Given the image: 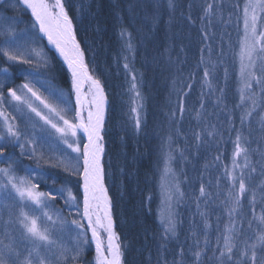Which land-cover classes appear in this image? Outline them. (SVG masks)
<instances>
[{"label":"trees","instance_id":"obj_1","mask_svg":"<svg viewBox=\"0 0 264 264\" xmlns=\"http://www.w3.org/2000/svg\"><path fill=\"white\" fill-rule=\"evenodd\" d=\"M242 1L171 0L174 6L170 7V0H64L73 20L76 39L84 50L85 63L94 78L101 81L109 102L104 127V177L112 203L115 230L124 252L123 264H193L192 253L197 250V241L199 248H206L204 264H216L214 259L209 258L217 246V237L229 223L227 208L230 205L225 201L230 182L225 166L229 168L232 164L234 141L240 126L246 140L250 141L244 146L250 150L253 166L257 170L250 181L246 180L249 189L256 188L260 173L264 172V93L261 87L254 85L252 96L261 106L243 125L240 117L244 107H236L240 101L237 103L234 51L241 35L237 15ZM209 3L214 8L205 16L204 9ZM6 16L20 20L21 26L18 27L33 23L28 10L18 0H0V22ZM122 30L131 33L136 43L139 72L141 68L147 108L146 122L140 134L134 132L124 116L128 107H125L126 97L121 95L127 90L128 76L121 58H118ZM2 31L6 30L0 23V46L5 38ZM41 41L47 50L46 68L40 66L42 61L37 59H33L32 65H23L0 55V70L7 68L9 72L8 76L0 72V85H3L0 91L5 95L8 87L31 81L47 96L45 88L29 75L34 71L40 72V80H44L47 74L49 83L72 93L70 74L54 51ZM42 43L39 42V45ZM206 68L210 73V87L205 83ZM179 91L177 96H173ZM171 95L182 97L184 108L181 113L178 105L173 120L166 105ZM50 101L65 106L54 97ZM71 105L74 113V103L71 102ZM250 107L251 104L247 106L248 109ZM27 132L32 136L34 134L33 131ZM209 132L212 135H208ZM197 133L201 136L199 141L195 139ZM168 141L173 145L174 165L185 191L178 205L174 237L165 236V227L158 215L160 168L157 163L161 162L165 151L169 152L166 147ZM17 150L20 151L17 146L9 147L5 152L21 162L15 165V169L28 176L25 170L28 155L21 156ZM43 151L46 157L61 158L58 150L49 152L48 147L43 145ZM1 161L0 165L10 162L6 157ZM55 162V159L52 160V163ZM32 165L37 168L35 162ZM38 171L44 179L37 178L33 182L39 185L41 191L49 192L52 188L70 185L76 189L80 203L81 176L63 173L62 167L53 168L43 163ZM201 184L208 195H200ZM232 191L234 193L235 190ZM250 199L249 192L242 198V211L236 217L238 229L241 227L240 218L243 219V236L237 241L238 245L245 237L254 238L255 231L261 227L255 217L264 213V199L259 193L255 205L249 203ZM54 202L57 207L66 206L59 196ZM201 213H206L210 224L207 246L204 244L205 218ZM94 255L91 246V250H86L77 264H92ZM68 264L73 262L69 260Z\"/></svg>","mask_w":264,"mask_h":264},{"label":"snow or ice","instance_id":"obj_2","mask_svg":"<svg viewBox=\"0 0 264 264\" xmlns=\"http://www.w3.org/2000/svg\"><path fill=\"white\" fill-rule=\"evenodd\" d=\"M18 2L30 9L31 16L34 18L31 28L37 29L39 34H43L48 43L55 47L67 63V68L71 72V87L75 93V109L74 116L71 119L66 118L67 112L72 110L67 107L70 101L62 90L48 81L40 80L39 71L31 72L29 75L45 88L48 92L47 96L35 88L31 81L20 86V94L16 88H8L7 92L10 97L8 101L5 99L4 92L0 91V118L3 121V129L0 130V157H6L10 161L7 167L0 168V177H2L0 179V197L13 201L14 205H21V211L15 221L10 216L9 220L4 222L5 231L0 236V264H68L69 260L73 264H77L83 259L85 251L91 250L93 245L95 255L92 264H123L124 252L120 236L115 231L112 203L104 185V168L101 163L104 153L102 133L104 132L106 103L104 86L99 79L89 73L85 63L84 50L76 39L73 20L68 14L64 0H51V2L50 0H18ZM169 6H174L171 0ZM213 8V4H207L204 9L205 16H208ZM261 19H264V0H246L243 7L244 35L240 41L238 52L239 77L243 86L239 90L240 103L236 107H242L246 100H251V107L241 114L242 125L252 116L258 106L253 97L245 95V91H250L255 84L260 86L261 92L264 93V67H261L260 74H257V62L264 64V31L258 32V23ZM25 35V32L6 30L3 46H0V55L8 61L23 65H32V58L35 57L38 61H42L40 66L46 68L48 60L43 50L25 48L21 43ZM128 47L131 48V45L129 44ZM201 62H203V58ZM127 67L126 64L125 68ZM0 71L4 76L9 74L7 68ZM22 71L25 70L22 69ZM209 74V70L206 68L204 70L205 78ZM227 78L228 73L225 69V80ZM132 80L131 90L135 92L134 75ZM205 83H209L207 79H205ZM86 84L88 88L85 91ZM209 86H211L210 83ZM2 87L3 85H0V88ZM188 87L191 88V85ZM220 91L223 93L224 90ZM136 96L139 98L138 92H136ZM51 97L56 98L65 107L50 102ZM6 102H15L13 107L22 114H25L24 109L26 108L33 132L36 124L42 121L40 127L46 134L42 135L38 141L32 137L31 133L27 132V129L21 130L19 125L13 122L16 117H10V114L4 109L3 106ZM179 110L181 113L184 111L182 102ZM132 111L136 113L135 127L139 130L141 125L139 113L137 108H133ZM32 114L38 120L34 119ZM197 115L199 116V113ZM78 132H82L87 137V143L83 144V148L80 147L79 140L75 139ZM54 135L58 142L62 141L68 149L77 154L74 163L67 157L57 159L54 156H45L44 144L48 145L49 152L56 151L51 143ZM208 135H212V133L209 132ZM70 138H73L71 143L69 142ZM195 139L199 141L200 134H195ZM22 140L23 142H21ZM245 143H250V141L245 140ZM16 146L20 148L21 156L28 155L29 159L36 161L37 170L25 169L29 173L28 176L15 175V165L21 162L12 159L5 152L6 148ZM26 146L31 147L27 148ZM238 157H243V165L237 163ZM54 159L56 162L52 163ZM171 160V155L165 160L166 175L172 171ZM42 163L53 168L62 167L70 175L82 177L83 212L80 220L71 221L77 231V237L71 249L63 242V229L66 221L59 211L50 212L48 209L57 196L64 199L67 207H76L77 197L66 184L59 188H52L49 192L40 191L39 185L33 181L37 178L44 179L43 174L38 171ZM237 169L239 174H237ZM256 172V168L249 159L248 149L242 146V136L240 132H237L232 168L228 169L225 166V174L230 182L229 195L225 201L230 205L227 208L229 223L217 237V246L212 250L213 256L209 258L214 259L216 264H264V213L255 217L261 227L255 231L254 238L245 237L239 245L237 243L243 236V219L241 217L239 221L240 229L237 228L238 221L236 219L242 211V198L250 192L249 203L251 205H255L258 193L264 199V182L258 184L255 189H249L246 183V180L250 181ZM261 175H264V172ZM164 187L167 190L166 203L169 209L165 236L174 237L176 222L171 216L170 202L172 191L179 192V187L178 184L164 185ZM232 190H235L234 193ZM199 191L201 196L208 195L203 184ZM180 195L182 196L183 193ZM24 208H29L38 215H30L28 211L23 210ZM78 215L80 214L78 213ZM201 216L205 218L204 244L207 246L209 244L207 230L210 228V224L206 213H201ZM82 220H86V224ZM13 223L20 226L21 238L19 240L7 228V225ZM249 228H251V222H249ZM4 239H7L8 243H4ZM196 245L197 250L192 253L193 264H204L203 256L206 254V248H199V241L196 242ZM181 254H183V249H181Z\"/></svg>","mask_w":264,"mask_h":264},{"label":"rangeland","instance_id":"obj_3","mask_svg":"<svg viewBox=\"0 0 264 264\" xmlns=\"http://www.w3.org/2000/svg\"><path fill=\"white\" fill-rule=\"evenodd\" d=\"M50 2H51V0H50ZM245 2H246V0H243L241 2L240 8L238 9V15H237L238 22H237V24H238V28H239V31H240L241 35H240V38H239V43H238L237 49H235V51H234V57H235L236 64H237V69H236L237 78H236V83H235L236 87H237V92H238L236 94V95H238L237 103H239V101H240V91L239 90L243 86L242 81H241V79L239 77L240 63H239V59H238V52H239L240 41H241V39H242V37L244 35L243 7H244ZM32 19L34 20L33 17H32ZM3 20L4 21L0 22V23H1V27L4 28L5 30L11 29V30H14V31H16L18 33L19 32H25L26 33V35L21 40V43L24 44L25 48H36L38 50L42 49L44 54L47 55V50L44 49L43 43L41 41V40L44 41V39L41 36V34L38 33L37 29H32L31 25H28V24H26L25 27H18V26H21V24H19V23H21V21L20 20L17 21L16 19H14L12 17H7L6 16V19H3ZM259 31H264V19H261L259 21V23H258V32ZM1 33L4 34V31H2ZM121 33H123V35H120L121 40H122V44H121L120 53H119L120 57L118 56V58L119 59L121 58V61L123 63V67L124 68H125L126 64L128 65V67L125 68V71H126L127 76H128V87H127V90L123 91L122 95H121V96H125L126 97V99H125V107L126 106L128 107L127 108V113L125 112L124 116L127 118V121L130 124L129 126L134 130V132L136 134H140V132L142 131L144 122H146L145 116H146V108H147L146 107V103H145V96L143 94L144 92H143V84H142V80H141V68H140V72H139V68L137 67V64H136V57H137V55H136V46H135L136 43L134 42L131 33L128 30H122ZM38 38H40V41L38 40ZM39 42H41L42 45L41 44L39 45ZM44 43H46V42L44 41ZM129 44L131 45V48L128 47ZM54 53L56 54L58 59L63 63V65L65 66L66 70L68 71V73L70 74V77H71V72L67 68V63L58 55L57 52L54 51ZM32 59L36 60L37 58L33 57ZM10 62H12V61H10ZM261 67H264V64H261L258 61L257 62V69H258L257 74L258 75L260 74L259 69ZM0 72H2V71H0ZM133 75L135 76V83H136L135 92L131 90V85L133 83V80H132V76ZM44 77L45 78L42 81H48L47 77H49V75L45 74ZM205 79H207V81L209 82V78L208 77L205 78ZM27 82H29V81H24V82L18 83V85L16 87H8V88H16L17 91H18V94H20V86L22 84H24V83H27ZM207 85H209V83H207ZM254 85L255 84H253V87H254ZM172 86H173V83H172ZM208 87H210V86H208ZM87 88H88V85H87ZM87 88H86V90H87ZM70 89L72 90V87ZM60 90H62L64 92L65 97L70 101V103H69V105L67 107L72 109V105H71V102H72V103H74V108H75V93H74V91L72 90V93H71L69 90L67 91L66 89H60ZM172 90H173V87H172ZM136 92L139 93V98H137ZM178 93H180V91L179 92H175L173 94V96L178 94ZM245 95L252 97L254 95L253 94V88L250 91L246 90L245 91ZM169 97L170 98L167 100L166 105L168 106L167 108H168V110L170 112V118L173 120L174 116H175L174 112L177 109L178 105L181 104L182 97L179 98V96H178V98H175V97H172V95L169 96ZM5 99H6V101L10 100V97L8 96V92H6ZM106 100H107V111H106L105 124H106V121L108 119V108H109V102H108L107 97H106ZM249 101L250 100H246L244 102V104H243V107H244L243 112L248 110L247 106L249 104H251ZM50 102H52V101H50ZM36 103H38V102H36ZM52 103L58 104L57 102H52ZM119 103H120V101H119ZM14 104H15V102H12V103H7L6 102L3 107L7 111V113L10 114V117H16L15 121H13V122L18 124L21 130H24L25 127H26L27 131L32 132L33 130L31 128V125H30V122H29L28 116H27V109L25 108L24 109V113L25 114H22L21 112L17 111L13 107ZM138 105H139V107H138ZM259 106H261V103H260V105L257 106V108L254 111V113L258 112L257 110H258ZM120 107H121V103H120ZM133 108H137V112L139 113V118L141 120V125H140L139 130H137V128L135 127L136 113H134L132 111ZM32 115H33L34 119L38 120V118L34 117V114H32ZM73 116H74V113H72V110L68 111L67 114H66V118H68V119H71ZM42 123L43 122L40 121L39 123L36 124L35 130H34V134L32 136L34 139H36L38 141L40 140V137L42 135H45V133L40 129V125ZM0 127H1V130H2L3 129L2 118H0ZM238 132H240V134L242 136V146H244V143H245V140H246L247 137H246L245 133L243 132L241 126L239 127ZM249 136H251V133L249 134ZM72 139L73 138L69 139L70 143L72 142ZM75 139L79 140L80 147L83 148V144L85 143V139H84L83 135L81 134V132H78L77 137ZM161 139L164 140L163 136H162ZM243 139H245V140H243ZM21 142H23V140ZM41 143H43V142L41 141ZM51 143L56 148V150L61 152L60 157H67L73 163L75 162V157L77 156V154L72 152L70 149H68L67 146L64 145L62 141L58 142L57 137L55 135L53 136V139H52ZM57 144H58V147H57ZM44 146L48 147L47 144H44ZM172 146L173 145H172L171 141L170 142L168 141V144L166 145V147H167V151H169V152L167 153L165 151L164 157H163L164 159L162 158L161 162L159 161V163H157L158 164V168H160L158 215H159V220L162 222V226H164V227H166L167 219H168V212H169L168 204L166 203L167 190L164 187V185H175V184H178V187H179V192L172 191V193H171L172 199H171V202H170V205H171V207H170L171 216H172V219L176 222V225L178 223V205L181 202V200H183V195L185 194L184 193L185 191H184V189H182L181 184L179 182L177 170H176L175 165H174L175 152H173V150H172L173 147ZM26 147L30 148L31 146H26ZM104 147H105V140H104ZM38 150H39V148H38ZM18 152L20 153V151H18ZM248 153H249V159L251 160L252 165H253V159H252V155H251V152H250L249 149H248ZM169 155H171V157H172V160L170 162V167H171L172 171L166 175L165 174V160L168 158ZM14 157H16V154H14ZM57 157H59V156H57ZM1 160H4V157H0V162H2ZM33 162L36 163L35 160L29 159V161L27 162V166L26 165L25 166L27 168L37 169L34 165H32ZM81 163H82V159H81ZM237 163H239L240 165H243V163H244L243 157H238L237 158ZM7 165L8 164L0 165V168L7 167ZM231 168H232V164L230 163V166H229L228 169H231ZM80 171L82 172V168L80 169ZM62 172L64 173L65 171L63 170ZM261 173H260V178L258 179V183L257 184H260V183L264 182V175H261ZM237 174H239V170L238 169H237ZM15 175H17V176H27L25 174V172H22V171L19 172V171H17V169H15ZM0 179H2V177H0ZM80 179H81V177H80ZM80 184H81V181H80ZM80 184H79V186H80ZM68 187L71 188L73 194L77 197L76 207L69 208V207H66L64 205L63 206L61 205L60 207H57L55 205V202L53 201L48 210L50 212L59 211L60 215L66 221V223L64 225V229H63V242L65 243V245L69 249H71L73 247L75 239L77 237V231L75 230V225H72L71 221L74 220V219L75 220H80L81 219V215H82V212H83V201H82V192L81 191H80V193H81L80 194L81 201L79 203V200H78L79 196L75 193L76 189L74 187H71L70 185H68ZM180 193H183V195L181 196ZM65 195H66V193H65ZM62 200H63V202H65L64 199H62ZM23 210L24 211H28L30 215H38V213H33L31 211V209H29V208H24ZM70 210H73L74 213H72ZM20 211H21V205H19V204H15L14 205L13 201L8 200V199L3 198V197H0V236H2L4 231H5V223L4 222L8 221L10 216H11V219L13 221H15V219L19 215ZM78 213L80 215H78ZM82 222L85 223V220H82ZM7 228L11 231V234L13 236H15L18 240L21 238V236H20L21 229H20V226L18 224H16V223L9 224V225H7ZM88 235L90 236V233H88ZM4 243H8V240L4 239ZM93 248H94V246H93ZM69 255H71V252H69ZM77 263H80V262H77Z\"/></svg>","mask_w":264,"mask_h":264},{"label":"water","instance_id":"obj_4","mask_svg":"<svg viewBox=\"0 0 264 264\" xmlns=\"http://www.w3.org/2000/svg\"><path fill=\"white\" fill-rule=\"evenodd\" d=\"M29 10V12H30V14H31V11H30V9H28ZM41 36L43 37V39L45 40V42L47 43V45L51 48V49H53L55 52H57L58 53V51L55 49V47L53 46V45H51V44H49L48 43V41H47V38L46 37H44L43 36V34H41ZM58 55H59V53H58ZM60 56V55H59ZM61 57V56H60ZM62 59H63V57H61ZM90 73V72H89ZM106 106H107V104L105 103V117H106ZM83 136H85L84 134H83ZM85 138H86V136H85ZM87 139V138H86ZM102 159H103V155H102ZM102 159H101V163H102ZM102 165H103V163H102ZM103 168H104V166H103ZM82 184H83V180H82ZM82 193H83V189H82ZM114 220V219H113ZM86 221V220H85ZM114 225H115V222H114ZM91 235V234H90Z\"/></svg>","mask_w":264,"mask_h":264},{"label":"bare ground","instance_id":"obj_5","mask_svg":"<svg viewBox=\"0 0 264 264\" xmlns=\"http://www.w3.org/2000/svg\"><path fill=\"white\" fill-rule=\"evenodd\" d=\"M86 88H87V84L85 85V91H86ZM86 136V135H85ZM87 138V137H86ZM86 143H87V139H86Z\"/></svg>","mask_w":264,"mask_h":264}]
</instances>
